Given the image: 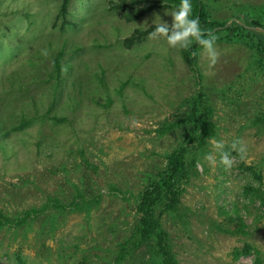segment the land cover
Segmentation results:
<instances>
[{
    "label": "rangeland",
    "instance_id": "374dc122",
    "mask_svg": "<svg viewBox=\"0 0 264 264\" xmlns=\"http://www.w3.org/2000/svg\"><path fill=\"white\" fill-rule=\"evenodd\" d=\"M110 1L71 0L61 28L60 0H0V215L51 200L79 205L0 225V264H155L144 245L116 258L139 219V190L181 145L189 179L177 210L161 219L178 264H264V60L247 41H215V62L201 49L196 70L163 37L127 46L135 28L159 19L171 27L177 8L127 22ZM205 1L215 19L264 18V0ZM199 89L214 126L203 147L191 123L166 129ZM235 138L243 159L230 148ZM213 141L224 144L230 168ZM237 215L244 234L226 230ZM245 244L250 253L236 257Z\"/></svg>",
    "mask_w": 264,
    "mask_h": 264
},
{
    "label": "trees",
    "instance_id": "16d2710c",
    "mask_svg": "<svg viewBox=\"0 0 264 264\" xmlns=\"http://www.w3.org/2000/svg\"><path fill=\"white\" fill-rule=\"evenodd\" d=\"M58 16L62 17L61 28L67 23L66 16L69 12L71 0H60ZM180 0H111L109 8L119 11L123 19L127 22L138 20L143 15L162 7H174L178 9ZM191 13L190 18H198L201 30L204 33L211 32L216 36V41H224L227 43H235L247 41L255 48L260 57L264 60V18L246 14L243 18L237 14L230 22L215 19L211 16L205 0H190ZM154 25L145 28H135L132 33L124 39V43L130 46L144 39L153 31ZM201 46L193 42L187 49H179L183 61L191 69L196 70L198 52ZM62 52L59 51L54 59L55 78L60 76L61 65L60 57ZM190 111L182 114L178 121L167 126V130L176 128L182 124H192V129L188 131L192 135L198 147L206 144L207 138L214 133L213 122L211 121L212 108L209 104L206 94L201 90L188 99ZM187 150L184 145L177 146L172 149L165 157V168L155 174L138 192L137 194V213L139 219L134 225L131 237L121 244L116 262L122 260L126 254L129 245H144L155 264H178L175 254L172 251L169 241V235L162 226V216L165 212L176 211L180 204V197L184 191L185 184L188 182L190 170L186 160ZM256 174V173H255ZM258 180L260 176L256 174ZM246 190L255 189L251 184L245 186ZM263 199L260 193L257 194ZM84 203H91L95 199H86L80 196ZM49 207L67 209L71 207H79L77 202L66 204L58 200H51L49 204H44L39 209H26L15 218H8L0 215V225H8L9 227L20 226L29 219L44 213ZM239 223L232 228L226 230L230 233L244 234V223L239 215H237ZM251 251V246L245 244L238 251H234V255L238 257L240 254L247 255ZM259 259V258H257Z\"/></svg>",
    "mask_w": 264,
    "mask_h": 264
},
{
    "label": "clouds",
    "instance_id": "9594fccd",
    "mask_svg": "<svg viewBox=\"0 0 264 264\" xmlns=\"http://www.w3.org/2000/svg\"><path fill=\"white\" fill-rule=\"evenodd\" d=\"M191 4L190 0H180L178 9L171 12V27L167 23L161 22L154 25L153 31L149 33L150 37H163L169 48L187 49L193 42L198 43L206 52L209 63L212 64L216 59L214 44L216 36L204 33L201 30L199 19L190 18ZM212 146L220 152L219 162L227 169L232 166V159L223 151L224 144L220 141H213ZM230 148L244 158L246 148L239 138H235L230 144ZM205 160L212 161L211 155H206ZM202 166H198V171H202Z\"/></svg>",
    "mask_w": 264,
    "mask_h": 264
}]
</instances>
